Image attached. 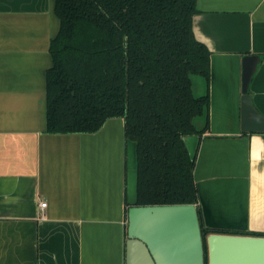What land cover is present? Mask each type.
Returning a JSON list of instances; mask_svg holds the SVG:
<instances>
[{"label":"crops","instance_id":"obj_1","mask_svg":"<svg viewBox=\"0 0 264 264\" xmlns=\"http://www.w3.org/2000/svg\"><path fill=\"white\" fill-rule=\"evenodd\" d=\"M58 27L53 0H0V264H125L135 142L122 117L94 132L47 131L45 75ZM192 30L210 54L208 78L191 74V89L209 102L192 119L207 127L185 143L204 264H219L211 232L264 236V131L240 128L244 55L259 56L248 93L264 115V0H196ZM224 250L235 264L238 249Z\"/></svg>","mask_w":264,"mask_h":264},{"label":"trees","instance_id":"obj_2","mask_svg":"<svg viewBox=\"0 0 264 264\" xmlns=\"http://www.w3.org/2000/svg\"><path fill=\"white\" fill-rule=\"evenodd\" d=\"M53 9L47 131L94 132L122 117L135 142L134 204L195 203L183 137L207 127L192 122L209 99L193 94L190 76L208 78L210 54L192 30L196 0H53Z\"/></svg>","mask_w":264,"mask_h":264},{"label":"water","instance_id":"obj_3","mask_svg":"<svg viewBox=\"0 0 264 264\" xmlns=\"http://www.w3.org/2000/svg\"><path fill=\"white\" fill-rule=\"evenodd\" d=\"M258 60L255 54L244 55L242 59L240 128L243 131H264V115L248 93ZM126 234L125 264H162L169 258L179 259L182 264H204V232L195 203L130 205ZM207 240L222 246L223 251L215 254L220 258L219 264H228L224 250L227 243L238 249L235 264H264V236L211 232Z\"/></svg>","mask_w":264,"mask_h":264},{"label":"built area","instance_id":"obj_4","mask_svg":"<svg viewBox=\"0 0 264 264\" xmlns=\"http://www.w3.org/2000/svg\"><path fill=\"white\" fill-rule=\"evenodd\" d=\"M45 205V202H40V206H44Z\"/></svg>","mask_w":264,"mask_h":264}]
</instances>
